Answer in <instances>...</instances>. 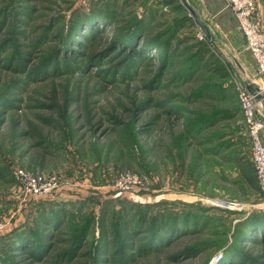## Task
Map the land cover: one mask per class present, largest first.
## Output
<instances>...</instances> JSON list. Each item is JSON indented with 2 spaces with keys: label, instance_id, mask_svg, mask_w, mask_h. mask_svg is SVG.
I'll return each instance as SVG.
<instances>
[{
  "label": "rangeland",
  "instance_id": "1",
  "mask_svg": "<svg viewBox=\"0 0 264 264\" xmlns=\"http://www.w3.org/2000/svg\"><path fill=\"white\" fill-rule=\"evenodd\" d=\"M205 5L201 0H0V224L6 231L31 227L28 221L42 203L48 208L64 202L81 212L51 234L41 261L25 253L8 261L264 264V241H238L246 213L264 210L237 97V88L253 83L248 55L239 48L240 35L226 32L230 22ZM92 17L99 21L88 25ZM89 26L100 33L91 34ZM135 26L136 46L143 48V39H149L167 52L162 73L159 50L137 55L132 44L110 48L112 38ZM212 58L226 77L209 66ZM258 108L264 118V108ZM196 122L200 134L192 130ZM15 169L54 178L57 190L46 198L25 197L12 178ZM126 176L139 185L128 178L126 188H118ZM128 204L139 210V219L170 213L190 231L177 238V246L165 243L143 254L129 250L124 262L120 253L111 256L113 244L96 253L104 241L100 225L111 231ZM85 223L91 226L88 244L77 255L62 257L74 230ZM132 239L130 245L141 243Z\"/></svg>",
  "mask_w": 264,
  "mask_h": 264
},
{
  "label": "trees",
  "instance_id": "2",
  "mask_svg": "<svg viewBox=\"0 0 264 264\" xmlns=\"http://www.w3.org/2000/svg\"><path fill=\"white\" fill-rule=\"evenodd\" d=\"M92 18L93 19L90 22H87L88 25L98 20L95 17ZM78 24L79 23L74 25V30L79 28ZM80 25L83 26V24ZM134 28V33L133 31H128L122 36L119 35V37L116 36L112 38L110 48L118 46V43H121L122 45L132 44L131 51L137 55L139 53L147 55L151 52V48H153V50H159L160 52H163L162 58H164L160 61L162 64V73L167 64V52H164L159 45L151 42L149 39H143V48L136 46L135 41L138 37L136 35L137 27L135 26ZM82 30L84 31L86 28L82 27ZM88 30L91 34L95 32L96 34L100 33V31L93 30L92 26L87 27V31ZM141 36L143 37L144 35ZM131 51L129 54L132 53ZM209 66L211 68L213 66V70H215L216 74L219 76H227L225 68L221 65V62L218 59L215 58V60H213L212 58V62L211 64L209 63ZM3 98L4 97H1L0 101H2ZM194 127L195 129H192L193 132H199L198 134H200L201 129L200 126L198 127V122L195 123ZM132 205L133 204H128V207L122 206L121 211L114 221L111 231L108 227L105 228L103 225H100V236L104 241H102V243H97L98 245L95 248L96 253H100L113 244L115 245V250L111 253V256H115L120 253V257L122 258L121 261L124 262L127 259L129 260V250H131V253L133 254H136L137 252L143 254L144 250L146 252H148V250L157 252L164 248L165 243H167V248L177 246L180 242L177 238L184 237L189 233L188 231H190V227H188V224H186L185 221L179 223L178 219L175 217L173 218L170 213L160 218L161 220L158 217L153 216L147 221V217L145 215H142V218L139 219L137 215L140 212H138L139 210L133 211L134 208L130 209V206ZM38 206L41 207V210L38 212L35 210L32 221H28V223L31 224V227H28V225L27 227L16 226L15 228L7 231L5 229L0 233V260L4 263L12 264L6 257L15 258L23 253L27 254V256H32V260L37 262L41 261L44 258L43 256H45V250L48 244H50L51 234L62 227L68 226L74 217L81 215V212L79 211L80 207L75 205V207L71 208L64 202L48 205L50 206L48 208H44V203ZM139 207H141V205H138V208ZM246 215L247 216L244 217L243 221H241L243 231L240 233L238 238V241L240 242L239 244L245 243L247 240H251L253 243L263 242L264 210H252L246 213ZM90 231L91 226L89 223H85L82 227L80 226L76 228L74 230L75 237L70 241L71 243L69 244L68 249H65L62 257L77 255L81 246L88 244L86 239L90 235ZM133 237L134 239H132ZM258 238L260 239L258 240ZM131 239L134 241H141V243L130 245L132 242ZM192 253L193 251H188V254ZM95 260L97 263H100V259L98 257H95Z\"/></svg>",
  "mask_w": 264,
  "mask_h": 264
},
{
  "label": "built area",
  "instance_id": "3",
  "mask_svg": "<svg viewBox=\"0 0 264 264\" xmlns=\"http://www.w3.org/2000/svg\"><path fill=\"white\" fill-rule=\"evenodd\" d=\"M232 12L237 27L243 35L245 47L256 66L257 73L264 78V29L258 23L254 22L253 15L256 11V0H225ZM247 87L237 88V97L241 106V112L244 122H246L249 138L252 145L251 161L255 167L258 187L260 189L262 200L259 207L264 209V140L261 137L262 129L264 128V118L259 113L257 101L247 92ZM264 92V88H261ZM130 176L121 177L119 179L118 188L123 187ZM12 178L18 185L22 194L25 197H34L37 199L46 198L55 193L57 190V182L54 178H42L38 175L27 173L21 169H15L12 172ZM140 183L136 177L129 178ZM139 185V184H138ZM121 194L115 193L114 197H119ZM219 203H214L219 206ZM223 205V204H222ZM225 206V204H224ZM241 207L237 205L236 209ZM6 229V225L0 224V233Z\"/></svg>",
  "mask_w": 264,
  "mask_h": 264
},
{
  "label": "crops",
  "instance_id": "4",
  "mask_svg": "<svg viewBox=\"0 0 264 264\" xmlns=\"http://www.w3.org/2000/svg\"><path fill=\"white\" fill-rule=\"evenodd\" d=\"M204 2V4H206V8H211L212 10L215 11V13H220L223 15V23H225V21H228L230 22V25H229V30L228 29H225L226 32H234V33H237L238 35H240V43H239V48H242L246 55L247 56V60L248 62L246 63V67H247V70H248V74H250V76L253 77V84H256L258 87H261L263 88V85H264V78L262 76H260L256 70V66L254 65L246 47H245V41H244V38L242 36V34L238 31L237 29V24H236V21H235V18L232 14V12L230 11L229 9V6L227 5L226 1L225 0H201V2ZM257 3H256V11L253 15V19H254V22L258 23V25L264 29V0H256ZM209 2V3H208ZM222 23V25H223ZM233 40V39H231ZM247 83H252L250 81H248ZM246 83V84H247ZM245 84V86H246ZM263 136V137H262ZM261 137L263 138L264 140V128L262 129V132H261ZM240 161V160H238ZM240 164V163H239Z\"/></svg>",
  "mask_w": 264,
  "mask_h": 264
},
{
  "label": "water",
  "instance_id": "5",
  "mask_svg": "<svg viewBox=\"0 0 264 264\" xmlns=\"http://www.w3.org/2000/svg\"><path fill=\"white\" fill-rule=\"evenodd\" d=\"M188 10H189L190 14L192 15V17L194 18V20L197 21L196 23L199 26V28H201L202 32L206 35V37L208 39H211V36H210L208 30L206 29L204 24L201 22L199 17L196 15V13L192 9H190L189 7H188ZM246 87H247L246 89H247V92L249 93V95L252 96L254 98V100L257 101L258 103H260V106H262L264 108V92H263V90H261L260 87H258L256 84H253V83H247Z\"/></svg>",
  "mask_w": 264,
  "mask_h": 264
},
{
  "label": "bare ground",
  "instance_id": "6",
  "mask_svg": "<svg viewBox=\"0 0 264 264\" xmlns=\"http://www.w3.org/2000/svg\"><path fill=\"white\" fill-rule=\"evenodd\" d=\"M220 206V205H219ZM228 207V206H227Z\"/></svg>",
  "mask_w": 264,
  "mask_h": 264
}]
</instances>
